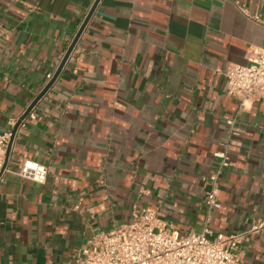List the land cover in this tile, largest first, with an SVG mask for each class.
I'll list each match as a JSON object with an SVG mask.
<instances>
[{
	"label": "crops",
	"instance_id": "obj_1",
	"mask_svg": "<svg viewBox=\"0 0 264 264\" xmlns=\"http://www.w3.org/2000/svg\"><path fill=\"white\" fill-rule=\"evenodd\" d=\"M95 1L0 0V132H14L0 177V264H77L93 232L143 207L180 235L264 221V97L241 109L224 75L263 45L252 16L264 19V0H98L34 117L17 126ZM227 118L237 135L220 208L209 209ZM24 160L46 166L44 183L17 174ZM238 253L264 264V226Z\"/></svg>",
	"mask_w": 264,
	"mask_h": 264
},
{
	"label": "built area",
	"instance_id": "obj_2",
	"mask_svg": "<svg viewBox=\"0 0 264 264\" xmlns=\"http://www.w3.org/2000/svg\"><path fill=\"white\" fill-rule=\"evenodd\" d=\"M247 14L246 10L242 9ZM264 29V19L252 16ZM245 64H229L224 72L226 94L238 100L243 109L256 97H264V43L251 47L246 52ZM47 79L51 74L46 75ZM33 109V108H32ZM32 109L28 116L33 118ZM26 115V116H27ZM25 116V117H26ZM24 117V118H25ZM235 120L227 118L228 137L222 142L223 149L214 153L219 165L210 176L211 190L205 195L209 209H219L218 177L231 161L227 147L237 135ZM14 126L15 121H10ZM12 135L11 129L0 132V177L5 170L7 147ZM17 174L37 183H44L47 177L45 165L24 160ZM77 209V207H75ZM264 221L253 225L249 231L230 233L213 232L204 226L200 232L180 235L156 211L143 207L134 212L128 222L113 225L108 230L93 232L76 257L77 264H242L238 249L249 232H256Z\"/></svg>",
	"mask_w": 264,
	"mask_h": 264
},
{
	"label": "water",
	"instance_id": "obj_3",
	"mask_svg": "<svg viewBox=\"0 0 264 264\" xmlns=\"http://www.w3.org/2000/svg\"><path fill=\"white\" fill-rule=\"evenodd\" d=\"M97 2H98V0L95 1L93 7L90 9V11H89V13H88L86 19L84 20V22H83V24L81 25V27H80V29H79V31H78L76 37L74 38L73 43H72L71 46L68 48V50H67V52H66V54H65V56H64V58H63V60H62V63H61V65L59 66V68H58V70H57L55 76L53 77V79H52L51 81H49V83L45 86V88L42 90V92H41V93H40V94H39V95H38V96L32 101V103L29 105V107H28V108L26 109V111L23 113V115H22V117L20 118V120L17 122V126H18V124L20 123V121H21V120H22V119L28 114V112H30V110L35 106L36 102H37L38 99L42 96V94L46 91V89L52 84L54 78L56 77V75H57L58 72L60 71V69H61L63 63L65 62V60H66L68 54L70 53L72 47L74 46V44H75V42L77 41L79 35L81 34V32H82V30H83V28H84L86 22L88 21L90 15L92 14V12H93V10H94V6L97 4ZM13 136H14V132L12 131V135H11V138H10V141H9V144H8V147H7V152H6V160H5L6 162H7V160H8V155H9L10 146H11V142H12V138H13ZM6 162H5V165H6Z\"/></svg>",
	"mask_w": 264,
	"mask_h": 264
}]
</instances>
